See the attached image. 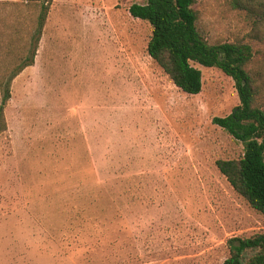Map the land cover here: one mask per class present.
I'll list each match as a JSON object with an SVG mask.
<instances>
[{
    "label": "rangeland",
    "instance_id": "obj_1",
    "mask_svg": "<svg viewBox=\"0 0 264 264\" xmlns=\"http://www.w3.org/2000/svg\"><path fill=\"white\" fill-rule=\"evenodd\" d=\"M136 4L54 2L5 109L0 264H223L230 239L264 233L217 167L245 151L214 124L240 105L236 82L196 65L202 92L179 90L150 57ZM193 10L210 44L251 47L264 110V13L234 0Z\"/></svg>",
    "mask_w": 264,
    "mask_h": 264
},
{
    "label": "trees",
    "instance_id": "obj_2",
    "mask_svg": "<svg viewBox=\"0 0 264 264\" xmlns=\"http://www.w3.org/2000/svg\"><path fill=\"white\" fill-rule=\"evenodd\" d=\"M55 1L0 2V135L8 129L5 109L12 98V83L35 65ZM194 3L146 0L144 5L131 6L129 12L151 25L148 53L183 93L198 95L203 90V74L196 65L218 68L236 82L240 105L228 117L215 118L214 124L242 142L245 151L239 160H219L217 167L250 207L264 215V110L259 87L248 70L252 49L206 41L198 30ZM234 3L264 13V0ZM227 246L229 257L223 264H264V233L232 238Z\"/></svg>",
    "mask_w": 264,
    "mask_h": 264
}]
</instances>
